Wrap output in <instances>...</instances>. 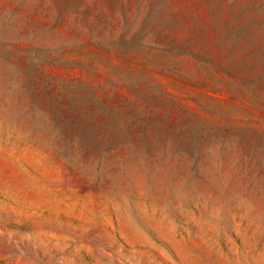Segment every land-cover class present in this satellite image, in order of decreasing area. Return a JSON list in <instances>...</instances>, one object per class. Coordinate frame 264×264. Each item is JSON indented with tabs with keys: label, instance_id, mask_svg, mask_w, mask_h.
Returning <instances> with one entry per match:
<instances>
[{
	"label": "rangeland",
	"instance_id": "obj_1",
	"mask_svg": "<svg viewBox=\"0 0 264 264\" xmlns=\"http://www.w3.org/2000/svg\"><path fill=\"white\" fill-rule=\"evenodd\" d=\"M0 264H264V0H0Z\"/></svg>",
	"mask_w": 264,
	"mask_h": 264
}]
</instances>
